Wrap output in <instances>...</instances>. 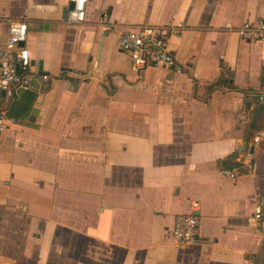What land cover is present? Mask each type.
Returning a JSON list of instances; mask_svg holds the SVG:
<instances>
[{
    "label": "crops",
    "instance_id": "1",
    "mask_svg": "<svg viewBox=\"0 0 264 264\" xmlns=\"http://www.w3.org/2000/svg\"><path fill=\"white\" fill-rule=\"evenodd\" d=\"M69 2L0 0V46L5 18L23 19L34 74L0 131V264H264V38L235 31L264 0H87L77 23ZM102 13L180 24L182 70L135 71ZM248 150L250 172L221 174ZM192 202L200 241L176 246Z\"/></svg>",
    "mask_w": 264,
    "mask_h": 264
},
{
    "label": "built area",
    "instance_id": "2",
    "mask_svg": "<svg viewBox=\"0 0 264 264\" xmlns=\"http://www.w3.org/2000/svg\"><path fill=\"white\" fill-rule=\"evenodd\" d=\"M73 8L67 11L66 20L69 23H77L85 20L87 0H71ZM6 39L0 46V131L8 127L13 120L7 117L6 109L9 105L14 90L17 88L33 89V70L31 57L24 44L27 34V24L20 18H5ZM99 25L107 32L117 36L119 48L126 52L131 60L132 68L140 72L146 67H165L180 72L182 68L176 62L169 49L171 35L179 33L180 24L155 23L136 24L123 27L117 22L110 20L106 13L99 18ZM238 36L244 40L252 41L264 38V19L243 22L235 28ZM42 78L47 80V76ZM258 99H264V84L262 85ZM263 132H257L253 136L254 143H260ZM246 160L240 161L233 166L223 167L220 172L224 176L236 178L238 175L248 173L253 169L251 161L252 152H246ZM252 217L258 224L264 212V202L258 195L251 196ZM197 203H191V211L177 213L173 216L172 227L169 237L174 245H193L200 241L198 232V218L195 213ZM258 227V225H257Z\"/></svg>",
    "mask_w": 264,
    "mask_h": 264
},
{
    "label": "water",
    "instance_id": "3",
    "mask_svg": "<svg viewBox=\"0 0 264 264\" xmlns=\"http://www.w3.org/2000/svg\"><path fill=\"white\" fill-rule=\"evenodd\" d=\"M72 8H73V1L70 0L69 4L67 5V7H66L65 10H64V13L66 14V11H67V10H70V9H72ZM20 44H23V42H21ZM0 95L3 96V95H4V92L1 91V92H0Z\"/></svg>",
    "mask_w": 264,
    "mask_h": 264
},
{
    "label": "rangeland",
    "instance_id": "4",
    "mask_svg": "<svg viewBox=\"0 0 264 264\" xmlns=\"http://www.w3.org/2000/svg\"><path fill=\"white\" fill-rule=\"evenodd\" d=\"M260 261H261V257H257V258L254 260L253 264H260Z\"/></svg>",
    "mask_w": 264,
    "mask_h": 264
},
{
    "label": "trees",
    "instance_id": "5",
    "mask_svg": "<svg viewBox=\"0 0 264 264\" xmlns=\"http://www.w3.org/2000/svg\"><path fill=\"white\" fill-rule=\"evenodd\" d=\"M264 259V257H262Z\"/></svg>",
    "mask_w": 264,
    "mask_h": 264
}]
</instances>
